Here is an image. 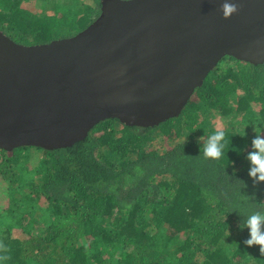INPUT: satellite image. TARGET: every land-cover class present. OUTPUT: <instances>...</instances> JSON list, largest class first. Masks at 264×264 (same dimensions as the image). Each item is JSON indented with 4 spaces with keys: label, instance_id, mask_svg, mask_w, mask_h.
Segmentation results:
<instances>
[{
    "label": "trees",
    "instance_id": "obj_1",
    "mask_svg": "<svg viewBox=\"0 0 264 264\" xmlns=\"http://www.w3.org/2000/svg\"><path fill=\"white\" fill-rule=\"evenodd\" d=\"M58 1L0 0V32L47 44L101 13L102 0ZM211 112L228 127L213 129ZM256 127L264 131V64L225 57L180 115L155 127L108 119L69 147L0 149V255L10 257L0 264H264L241 228L264 203V183L248 175ZM217 130L224 155L207 159L200 138Z\"/></svg>",
    "mask_w": 264,
    "mask_h": 264
},
{
    "label": "water",
    "instance_id": "obj_2",
    "mask_svg": "<svg viewBox=\"0 0 264 264\" xmlns=\"http://www.w3.org/2000/svg\"><path fill=\"white\" fill-rule=\"evenodd\" d=\"M102 0L85 30L23 45L0 32V149L65 148L99 123L180 115L225 57L264 64V0Z\"/></svg>",
    "mask_w": 264,
    "mask_h": 264
},
{
    "label": "clouds",
    "instance_id": "obj_3",
    "mask_svg": "<svg viewBox=\"0 0 264 264\" xmlns=\"http://www.w3.org/2000/svg\"><path fill=\"white\" fill-rule=\"evenodd\" d=\"M221 11L225 19L232 17L239 11V5L233 2H225L222 4ZM256 135L252 140V151L247 155V160L250 162V169L248 175L253 180L254 185L264 183V131H260L257 127L255 129ZM224 141L225 132L217 130L209 135L205 140L200 138L203 147L201 149L202 155L207 159L219 160L224 155ZM242 182V181H241ZM255 199V197L249 198ZM245 217L241 228L249 230V238L244 240V244L251 248L259 246L262 256H264V203L257 204L255 210L249 212ZM0 251L7 252V248L0 243ZM10 257L7 255H0V261H6Z\"/></svg>",
    "mask_w": 264,
    "mask_h": 264
},
{
    "label": "rangeland",
    "instance_id": "obj_4",
    "mask_svg": "<svg viewBox=\"0 0 264 264\" xmlns=\"http://www.w3.org/2000/svg\"><path fill=\"white\" fill-rule=\"evenodd\" d=\"M65 1L66 0H59L58 3L62 5L63 3H65ZM82 1H86V0H82ZM69 31L71 32L70 33L71 35H68L65 38L72 37L82 32L83 30L80 32H77L76 34L74 31H71V30ZM65 32H66L65 34H69L68 31H65ZM256 109L259 110L260 106L257 105ZM237 119L240 120L241 117H238V118L232 117L229 120H231L232 122H236ZM208 121L210 122L211 127L213 129H226L228 127L226 119L222 117V115H219L217 112H211V115L209 116ZM154 136H155V140H154L155 146L160 147L161 144L163 143L162 139L159 137L158 133L154 134ZM202 137H205V136L202 135ZM7 187L8 186L6 184H3L2 182H0V214L5 217L7 214L6 211L8 209V188ZM14 237H18L22 240L26 238L24 233L21 230H17V229L14 230Z\"/></svg>",
    "mask_w": 264,
    "mask_h": 264
}]
</instances>
